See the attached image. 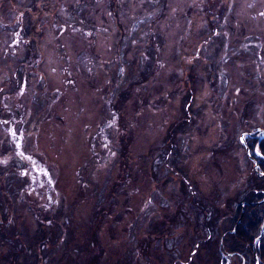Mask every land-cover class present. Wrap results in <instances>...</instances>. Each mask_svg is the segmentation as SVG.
<instances>
[{
	"label": "rangeland",
	"instance_id": "rangeland-1",
	"mask_svg": "<svg viewBox=\"0 0 264 264\" xmlns=\"http://www.w3.org/2000/svg\"><path fill=\"white\" fill-rule=\"evenodd\" d=\"M262 37L264 0H0V264L230 255Z\"/></svg>",
	"mask_w": 264,
	"mask_h": 264
},
{
	"label": "trees",
	"instance_id": "trees-1",
	"mask_svg": "<svg viewBox=\"0 0 264 264\" xmlns=\"http://www.w3.org/2000/svg\"><path fill=\"white\" fill-rule=\"evenodd\" d=\"M25 3V2H24ZM257 134V133H256ZM246 145L248 146L251 155L255 156L254 150L255 146L259 150V154L261 157H264V140L257 142L252 136L246 138ZM243 146V145H242ZM244 148V146H243ZM261 167H264L263 158L260 159ZM257 178V183L259 180V187L253 185V189L248 191V194H251L252 198L247 200V194L242 198L241 201H249L251 202L249 205L243 207V213L241 214V208L238 206L237 211L234 215L233 225L236 223L237 218L240 216V221L237 223V227L234 232L225 234H229L230 240L228 242L229 248L234 251H239L244 253V261L245 264H255L254 252H253V243H254V250L257 258L258 264H264V201L261 203H255L257 200H260L264 197V178ZM240 201V202H241ZM263 223V227L260 226ZM232 225V226H233ZM261 230V233H260ZM223 234V236L225 235ZM260 238L255 239L259 236ZM43 238V237H42ZM40 238V239H42ZM222 248V245H219V248Z\"/></svg>",
	"mask_w": 264,
	"mask_h": 264
},
{
	"label": "flooded vegetation",
	"instance_id": "flooded-vegetation-1",
	"mask_svg": "<svg viewBox=\"0 0 264 264\" xmlns=\"http://www.w3.org/2000/svg\"><path fill=\"white\" fill-rule=\"evenodd\" d=\"M249 54H251L253 56V58H252L253 61H257L258 63L260 62V63L264 64V38L263 37H262V39H260L259 42L254 44V47H251V50H250ZM257 129L264 130V127L256 126V128L254 130L253 129H249L248 132L252 131V134L251 135H246L245 136V141H247L246 138L251 137V136L255 140H257V142H259L261 140H264V137H262V135L260 133L256 134V130ZM248 132H245V133H248ZM258 152H259V150L255 146L254 154H255V156H258V157H253V155H252V158L257 162L258 167H257V170H253V174H255V176H257L259 178H262V177L264 178V176L258 175L259 172H263L264 171V167H261L259 165L260 164V159L263 158V161H264V157H261L262 156L261 154H256ZM254 160H252L253 164H254ZM253 169H254V165H253ZM256 180H257V178H256ZM245 202L246 203H245L244 207L251 203L249 201H245ZM230 251H231L230 255L226 253V254H224V256L221 257L220 261H218L219 264H245V261H244L245 258H244V253L243 252L234 251V250H230Z\"/></svg>",
	"mask_w": 264,
	"mask_h": 264
},
{
	"label": "water",
	"instance_id": "water-1",
	"mask_svg": "<svg viewBox=\"0 0 264 264\" xmlns=\"http://www.w3.org/2000/svg\"><path fill=\"white\" fill-rule=\"evenodd\" d=\"M256 133H260L261 135H262V137H264V130H262V129H257L256 130ZM252 134V131L251 132H248V133H245V135H251ZM245 135H242L241 137H240V141H241V143L244 145V148H245V151H246V155L250 158V159H252V160H254L253 158H252V156H251V153H250V150H249V148L247 147V145L245 144L246 142H245V140H244V136ZM257 154V153H256ZM254 170H257V167H258V165H257V162L254 160ZM258 175H261V176H264V171L263 172H259V174ZM264 201V197L263 198H261L260 200H258V201H256L255 203H261V202H263ZM245 203L246 202H243L242 204H241V208L242 207H244V205H245ZM243 209L244 208H242V211H241V214L243 213ZM263 227V223H262V225L260 226V228H262ZM260 233H261V230H260ZM258 238H260V234H259V236L257 237V238H255V239H258ZM253 252H254V258H255V264H258V262H257V258H256V254H255V250H254V243H253Z\"/></svg>",
	"mask_w": 264,
	"mask_h": 264
},
{
	"label": "bare ground",
	"instance_id": "bare-ground-1",
	"mask_svg": "<svg viewBox=\"0 0 264 264\" xmlns=\"http://www.w3.org/2000/svg\"><path fill=\"white\" fill-rule=\"evenodd\" d=\"M246 136V135H245ZM245 136H244V140H245ZM246 142V141H245ZM240 143H241V141H240ZM242 144V143H241ZM243 145V144H242ZM244 146V145H243ZM248 147V146H247ZM245 149V148H244ZM246 152V151H245ZM258 201V200H257Z\"/></svg>",
	"mask_w": 264,
	"mask_h": 264
}]
</instances>
